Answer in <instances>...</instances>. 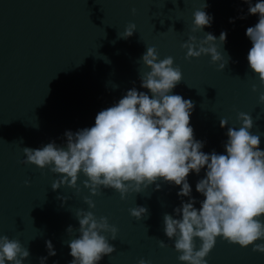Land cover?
I'll list each match as a JSON object with an SVG mask.
<instances>
[{
  "label": "water",
  "instance_id": "95a60500",
  "mask_svg": "<svg viewBox=\"0 0 264 264\" xmlns=\"http://www.w3.org/2000/svg\"><path fill=\"white\" fill-rule=\"evenodd\" d=\"M204 3L213 21L203 31H193V13ZM247 9L244 0H0V236L28 248L23 264H40V257L47 256L46 240L56 250L46 264H69L67 242L78 235V209L107 217L118 229L114 240L105 233L115 251L99 264H137L141 258L151 264H182L174 241L163 231L164 214L180 204L179 186L158 180L121 199L111 188L92 195L81 174L79 190L67 185L53 190L60 175L24 162L23 148L53 140L62 144L65 130L92 126L96 114L126 90L148 92L139 77L150 70L141 57L152 47L161 60L173 57L182 72L172 93L193 102L190 124L195 138L204 141V152H224L227 127L240 126L241 112L252 117L251 132L261 136L264 149V103L259 100L264 84L248 66L252 44L245 35L258 16ZM129 24L135 30L122 38L119 33ZM223 30L227 41L217 47L228 62L222 70L208 54L186 58L182 45L190 36L199 43L205 33L218 38ZM221 119L228 126L222 128ZM203 175L202 169L188 176L197 201L203 196L195 184ZM85 197L95 208H88ZM137 205L148 210L139 220L129 211ZM69 225L72 233L66 231ZM195 243L198 248V238ZM206 259L208 264H264V253L218 237Z\"/></svg>",
  "mask_w": 264,
  "mask_h": 264
},
{
  "label": "clouds",
  "instance_id": "9594fccd",
  "mask_svg": "<svg viewBox=\"0 0 264 264\" xmlns=\"http://www.w3.org/2000/svg\"><path fill=\"white\" fill-rule=\"evenodd\" d=\"M244 2L248 4L247 14L258 16V22L245 31L252 44L247 54L248 66L264 84V0ZM207 7L204 3L193 13V31H203L211 25L213 16L205 10ZM229 22L234 23L235 18ZM134 30L135 25L129 24L119 35L128 38ZM226 41L227 31L223 30L218 38L205 33L199 43L190 36L182 47L187 49L186 58L208 54L222 70L228 60L217 42L222 45ZM141 60L150 69L139 77L140 87L148 92L136 87L126 90L118 102L96 114L92 126L75 132L65 130L62 144L53 140L39 148L24 147V162L59 174L60 178L51 185L53 190L62 185L79 190L81 174L86 177L83 186L92 195L101 188H111L120 193L121 199L158 180L179 186L176 195L180 204L172 214H164L163 231L174 241L182 264H208L206 257L218 237L264 253V149L259 147L261 136L251 132L252 117L241 112L237 117L240 126L227 127L223 153L204 152V141L195 138L190 124L193 102L172 93L183 78L173 57L161 60L156 50L148 47ZM259 100L264 103V93ZM220 126H228V121L221 119ZM202 169L204 175L196 182L195 190L203 199L197 201L188 176L199 175ZM156 188H160L159 183ZM84 202L89 209L95 208L91 198L85 197ZM197 203L199 208L195 207ZM129 211L138 220L148 213L146 207L139 205ZM75 215L79 227L78 235L67 242L72 257L69 264H99L115 251L105 233H111L114 240L118 229L109 224L107 217L97 218L90 210L78 209ZM66 231L72 233L73 226L69 225ZM45 245L47 256L40 257V264L56 255L51 240H46ZM160 246H166L164 241H160ZM29 255L28 248L18 240L0 236V264H23ZM137 264L151 262L141 258Z\"/></svg>",
  "mask_w": 264,
  "mask_h": 264
}]
</instances>
